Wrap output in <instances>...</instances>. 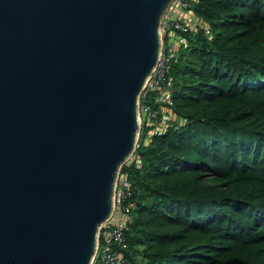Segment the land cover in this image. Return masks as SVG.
Wrapping results in <instances>:
<instances>
[{"label": "water", "instance_id": "water-1", "mask_svg": "<svg viewBox=\"0 0 264 264\" xmlns=\"http://www.w3.org/2000/svg\"><path fill=\"white\" fill-rule=\"evenodd\" d=\"M172 0H0V264H90Z\"/></svg>", "mask_w": 264, "mask_h": 264}, {"label": "trees", "instance_id": "trees-1", "mask_svg": "<svg viewBox=\"0 0 264 264\" xmlns=\"http://www.w3.org/2000/svg\"><path fill=\"white\" fill-rule=\"evenodd\" d=\"M191 10L119 170L129 221L113 248L123 264H264V0Z\"/></svg>", "mask_w": 264, "mask_h": 264}, {"label": "built area", "instance_id": "built-area-1", "mask_svg": "<svg viewBox=\"0 0 264 264\" xmlns=\"http://www.w3.org/2000/svg\"><path fill=\"white\" fill-rule=\"evenodd\" d=\"M194 1L195 0H172L161 17L159 22L161 47L158 60L153 70L146 78L142 90L138 95L137 143L143 134L142 131L145 125L152 123L153 118L156 117V112L148 103V96L157 89H160L163 81L170 79L168 76V70L172 54L168 51L166 37H174V34H177L179 31L185 32L193 27L195 28V24L198 20L194 17L191 10ZM184 15H186L187 18H184ZM188 19L191 20L189 21ZM192 21H194L193 25L190 24ZM177 39L179 42H185V40L179 35ZM166 119L167 117L165 118L163 115L162 122L159 123V125L157 124V127L155 128H162L161 125ZM124 196V179L123 175L118 171L113 191V209L110 216L98 229L97 243L90 264H123L121 262L120 254L116 252L113 245H116L119 248L126 247V244L124 243V235L128 230L129 218L126 213V208L122 205Z\"/></svg>", "mask_w": 264, "mask_h": 264}, {"label": "crops", "instance_id": "crops-1", "mask_svg": "<svg viewBox=\"0 0 264 264\" xmlns=\"http://www.w3.org/2000/svg\"><path fill=\"white\" fill-rule=\"evenodd\" d=\"M184 18H187L186 15H184ZM189 20V19H188ZM191 20V19H190ZM189 20V21H190ZM178 35L177 34H174V37H171V36H167L166 37V43H167V46H171V47H175L176 45L175 44H178L179 43V40L177 39ZM175 45V46H174Z\"/></svg>", "mask_w": 264, "mask_h": 264}, {"label": "rangeland", "instance_id": "rangeland-1", "mask_svg": "<svg viewBox=\"0 0 264 264\" xmlns=\"http://www.w3.org/2000/svg\"><path fill=\"white\" fill-rule=\"evenodd\" d=\"M190 24L193 25V24H194V21L190 22ZM164 117L166 118V117H168V115L166 114V115H164ZM133 153H134V152H133ZM132 156H133V154H132L128 159H130ZM128 159H127V160H128Z\"/></svg>", "mask_w": 264, "mask_h": 264}]
</instances>
